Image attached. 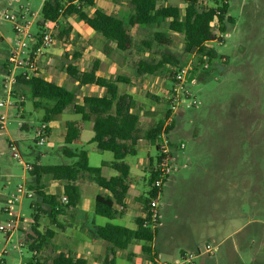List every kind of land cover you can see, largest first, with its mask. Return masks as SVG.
I'll return each mask as SVG.
<instances>
[{
    "label": "rangeland",
    "instance_id": "rangeland-1",
    "mask_svg": "<svg viewBox=\"0 0 264 264\" xmlns=\"http://www.w3.org/2000/svg\"><path fill=\"white\" fill-rule=\"evenodd\" d=\"M44 0H0V98L7 93L4 88L5 79H13L22 70L20 68L8 67L9 51L15 45L16 34L14 23L3 17L5 12H17L25 15L27 21H33L35 17H41V7ZM101 2V0H98ZM230 3L229 14L236 19L233 29L225 36L223 43L212 42L217 50L218 56L208 62V67H199L195 81L188 83L194 96L201 103L197 107L182 108L176 114L169 126L174 122L170 137L182 139L190 149L195 142L194 129L197 128L199 135L205 134L210 124H215L212 133L220 143L227 144L232 139L246 137V133L254 136L257 140V147L254 155L257 164L251 172V205L245 203V210L249 211L251 222L241 234L234 235L233 239L220 244L219 241L233 229L231 225H197L199 206L202 205L201 197L196 194L197 186L194 181L177 185L174 187L165 183L159 195V223H157V237L154 244L159 252L160 261H167L170 264H181V248L188 247L189 250L198 251L203 248L207 241L216 244L214 255H200L195 258V264H264V0H228ZM119 3L120 14L130 10L129 0L124 5L122 0H112ZM159 5L174 3L184 11V0H158ZM204 6H214L211 0H203ZM100 7V4L97 5ZM89 13L93 7H88ZM68 22L72 30L67 37H56L53 45L48 47L45 54L49 56L57 53L53 63L47 69L56 74L55 78L59 83L68 89L76 92V100L83 95L99 94V87L92 89L93 85L78 86L64 71L63 67L74 61V54L81 52L76 59L81 69L90 68L92 61L106 55L107 61L100 64L101 70L106 76L124 74L135 79L137 92V111L141 113L142 131L155 125L161 118L170 114L168 111L167 89L172 86L170 72L173 66L166 64L162 69L153 75L136 76L134 68L130 64V56L115 49L106 48L104 38L97 32L90 29L77 16H69ZM214 25L211 32L214 34ZM68 27V26H67ZM62 28V27H61ZM213 28V29H212ZM161 29L168 32L172 43L170 49L176 52L183 61V64L191 59L197 63V55L184 52V35L179 32L169 31L166 24L151 27L149 30ZM32 32L38 31V25L32 24ZM136 38L148 35L150 31L135 28ZM89 46L94 51L86 50ZM9 72L11 73L10 75ZM199 73V74H198ZM140 78V79H138ZM122 91H130L128 83H120ZM24 84L12 86L13 98L6 106H0V225L7 226L8 222L17 217L16 224H13L11 234L0 229V254L5 253L4 261L0 264H26L31 259L33 251L28 247L26 235L31 232V221L33 209L30 207L31 198L23 197L20 201L14 202L11 212L7 213L5 207L11 206L7 201L15 190L18 182L29 183L31 175L26 167L27 163L35 162L38 156H44L46 163H72L76 158L64 155L60 138L59 121L72 119L80 120V115L71 114L70 107L61 114L52 115V135L45 144H38L35 141L36 128L41 124L46 106L51 102L41 100V105L35 104V99ZM158 96V98L154 97ZM154 106V109L152 108ZM5 116L2 119V116ZM58 121V122H57ZM84 129L81 132L80 140L82 145H72L74 148H84L90 151V164L100 165L101 153H95V143L90 139L94 130L90 122H84ZM247 129V131H246ZM50 137V136H49ZM246 139V138H245ZM15 142L21 158L12 154L10 143ZM151 145L150 153L129 154L126 161L133 166L132 182L141 194H147L150 186L151 172L149 168H143V164L137 169L139 157L148 159V155L154 165L157 164L158 150L155 142L144 141ZM245 142V141H244ZM247 143V142H245ZM186 149V150H187ZM180 152V151H178ZM50 153V157L48 154ZM104 160H112L113 153L102 151ZM181 161H175L172 175L176 176L181 170ZM115 170H112V172ZM139 173V174H138ZM7 174L14 176V181L7 184ZM51 178V176H50ZM97 186V185H95ZM217 196L216 198H218ZM249 205V208H248ZM70 220L68 213L66 225ZM14 223V222H13ZM115 223H118L115 221ZM46 226L54 227L47 215L42 218L41 230ZM92 227V223H89ZM70 228L67 229V233ZM244 236V241H242ZM240 240V245L233 247V240ZM25 240L24 245H20ZM70 244V238H67ZM199 245V246H196ZM121 252H129L130 249H119ZM234 250H237L234 251ZM56 253L51 247L41 252L42 257L52 256ZM239 255L241 262L238 261ZM117 264H131L120 257L116 258Z\"/></svg>",
    "mask_w": 264,
    "mask_h": 264
},
{
    "label": "trees",
    "instance_id": "trees-1",
    "mask_svg": "<svg viewBox=\"0 0 264 264\" xmlns=\"http://www.w3.org/2000/svg\"><path fill=\"white\" fill-rule=\"evenodd\" d=\"M184 11L179 5L165 3L159 5L158 0H129L130 10L124 14L111 13L96 8L92 14L88 7L96 5L95 0H44L41 7V16L49 20H59L55 35L64 38L72 30L68 22L69 16H77L93 31L104 38L106 48L115 49L130 56V64L136 76L153 75L166 64L173 66L170 77L183 65L180 56L170 49L171 36L167 31L151 27L162 26L164 23L169 31L179 32L184 35V52L197 54L196 67L207 58L209 61L217 58L215 47H208L205 43L213 34L211 26L219 24V29L229 33L236 23V19L229 14L230 3L228 0H211L214 6H204L203 0H184ZM68 26V27H67ZM62 27V28H61ZM41 28L38 24V29ZM135 28L150 31L148 35L136 38ZM81 52L74 54V61L67 63L63 69L78 86L96 85L105 89L103 95L88 94L82 97L81 102L76 100V92L53 80H49L39 73H19L16 84H24L35 99L37 106L41 100L51 102L47 105L42 121L47 122L52 115L61 114L68 107H73L75 113L80 115V121L92 122L94 135L90 142L95 143L99 151H110L114 159L112 166L118 174L105 176L102 166H92L88 160V152L84 148H74L72 143L79 139L81 125L79 120H67L63 153L70 158H76L72 163H41L37 158L29 170L31 179L28 186L34 190L35 195L30 207L33 209L31 232L26 235L28 247L33 255L26 264H86L87 260L77 257L68 251H58L52 256H41L44 248L54 246L51 238L57 229H62L64 223L59 220V215L74 207L80 200L79 186L76 181L80 177H87L90 181L107 189L110 193H99L96 196L95 212L108 218H113L120 213L115 204L125 206L124 199L129 188L130 165L126 162L129 154H135L140 138L149 141L158 140L163 128L165 118L158 120L154 126L142 134L141 116L135 111L137 100L134 95L122 91L120 83H128L131 78L124 74L102 76L98 74L101 61L95 58L90 68L81 69L78 59ZM7 71L9 62L6 63ZM39 72V71H38ZM199 74V73H198ZM176 120V119H175ZM174 122L168 126L172 130ZM49 136L52 127L48 126ZM172 140V139H171ZM36 141V140H35ZM157 154V163H158ZM157 165V164H156ZM156 165L151 164V180L156 176ZM45 176L64 182L62 195L68 198L67 203L61 202V197L46 190ZM150 186V187H151ZM150 188L145 199L146 214L136 218V228L107 223L95 225L90 228V234L102 238L110 243L104 256V263L114 264L118 249H126L133 241H141L143 254L156 263L157 253L152 246L157 233V226L152 227L150 217V200L154 195ZM45 214L49 217L54 227L41 230L40 219Z\"/></svg>",
    "mask_w": 264,
    "mask_h": 264
},
{
    "label": "crops",
    "instance_id": "crops-1",
    "mask_svg": "<svg viewBox=\"0 0 264 264\" xmlns=\"http://www.w3.org/2000/svg\"><path fill=\"white\" fill-rule=\"evenodd\" d=\"M126 1L128 0H122V3L125 5ZM95 2L96 5L93 7V12L96 8H99L107 12L120 14L119 3H113L112 0H101V2L95 0ZM98 3L100 4V7L97 6ZM86 50L92 52L95 50V48L91 49L89 46H87ZM58 52L59 51L50 56L48 54H45L42 57V67L40 69L43 77L49 80H53L57 83H59L58 81L60 80H57V78H55L56 74L49 71L47 67L48 65L53 63L54 59H56ZM97 58L100 59L101 63L107 61V57L106 55H104V53H102V55ZM98 74L102 76L106 75V73H104L101 68L98 70ZM74 82L75 84L78 83V81ZM128 84H130L131 87L128 88V90L130 91L127 92L134 95L137 100V92L139 90V87L136 86L135 79L131 78ZM82 88H84V86H82ZM97 88L98 86L93 85L92 89ZM97 93H99L98 95H103L105 93V89L99 87V92ZM82 97L77 102H81ZM154 97L158 98V96ZM152 108L154 109V106ZM136 109L135 111L138 112L141 116V113ZM70 113H75L73 107H70ZM75 114L77 115V113ZM59 123L60 138L64 143L66 121H59ZM83 123L84 122L80 121L81 132L84 129ZM90 123L91 127L93 128L92 122ZM49 125L52 127V119L49 121ZM214 125L215 124H210V128H206L204 136L199 135L197 132V128H195L193 132L195 136V142L190 149H187L186 143L185 146L182 147L181 143L184 141L182 139H176L172 135L173 153L175 156L174 163L176 160L178 162L181 161L182 163L180 165V169L184 168L185 170H181V172L176 174V176L170 174L165 180L164 185L165 183L169 182V184H171V186L175 188V186H177L178 184L182 185L184 183L194 181L195 185L197 186L196 194L198 195V199L201 197L202 203V205L199 206L198 210L199 215L196 220L197 225L200 226L207 224L214 225L220 223H227V225H231L233 227V229L230 230L219 241L220 244H223L225 241L233 239L234 235L241 234L247 227V225L251 222L249 211L245 210V203L247 202L249 205H251V172L257 164V159L254 155V149L252 148L257 147V140L256 138H254V136L249 134V132L251 131V129L249 128V131L246 133V139L243 136L241 139H232L230 141H227V144H222L220 143V140L214 138L213 134L210 133L216 129L214 128ZM51 135L52 130L50 133L49 140L51 139ZM145 140L147 139L140 138L137 144V151L135 154H140L143 152H146L147 154L150 153L151 145L148 146L144 142ZM147 141L154 142L149 140ZM244 141L247 143H245ZM72 145H82L80 137L79 139L75 140ZM155 145L157 148L156 142ZM86 150L88 152V160L90 163V151L88 149ZM94 151L95 153H101L102 157L104 156V154H102V151L96 149V146H94ZM149 156L150 155H148V159L145 157H139L137 169H139V166L143 164L144 169L148 167L149 170H151V164L153 163ZM48 157H50V153L48 154ZM102 157L100 159L102 173L105 176H112L118 174V171L112 166L114 156L112 160H104L102 159ZM37 158L40 159L41 163H46L44 156L41 155ZM127 163L130 165V176L128 192L124 199L125 206L122 207L117 203L115 204L120 213L113 218H108L96 214V196L99 193L110 192L107 189L99 186L95 182L90 181L87 177H80L76 181V184L79 186L80 200L76 206L68 208L66 212L59 215L58 218L61 222L64 223V227L55 231L54 236L51 238V243L54 244V246L49 247H51L53 250H56V252L61 250H70V252L76 254L77 257L85 258L87 260L86 264H106L103 262L101 257L104 256L110 243L103 240L102 238L92 236L90 234L91 227L89 226V223H92V227L95 225H105L107 223H113L123 225L129 228H136V218L144 216L147 211V208L145 206V199L146 196H148L150 188L148 189L147 194H141L138 192L132 182L133 166L129 162ZM112 170H115V172H112ZM44 181L46 183V190L48 192L56 194L59 197L62 195L64 191V182L56 180L52 177L50 178V176H45ZM217 196L219 197L216 198ZM68 213H70V220L66 225L65 222L67 220ZM44 215L45 214H43L40 219L41 227L42 218ZM115 221H117L118 223H115ZM68 228H70L69 233H67ZM67 238H70V244H67ZM244 239V236H242V241H244ZM154 241L151 244L157 253L155 264H170L167 261H160L158 257L159 252L156 248V245L154 244ZM233 241L234 242L232 245L236 249V247L240 245V240L235 239ZM142 245L143 242L141 241H133L126 248L130 249V251L121 252L118 249L116 252V258L120 257L122 261L127 260L131 264H153L152 261L143 254ZM45 249L46 248H44L43 250ZM185 250H188V247L181 248L180 254H182ZM234 251L237 252V250ZM116 258L114 264H117ZM238 258V261L241 262L240 255Z\"/></svg>",
    "mask_w": 264,
    "mask_h": 264
},
{
    "label": "built area",
    "instance_id": "built-area-1",
    "mask_svg": "<svg viewBox=\"0 0 264 264\" xmlns=\"http://www.w3.org/2000/svg\"><path fill=\"white\" fill-rule=\"evenodd\" d=\"M3 17L11 20L14 23V30L16 34L15 45L10 49L8 62L9 66L15 68H20L21 73L26 71L29 74L32 73H41L42 67V57L45 55L48 47L54 44L56 41L55 31L59 26V20H49L41 17H35L33 21H27L25 15L17 12H5ZM32 24H40V27L37 32L31 31ZM214 34L213 36L206 41L208 47H214L212 42L216 41L218 43H223L225 36L228 34L219 29V24H214ZM213 29V28H212ZM194 55H197L194 53ZM209 60L206 58L205 62L200 66L202 68L208 67ZM197 67L193 59L190 58L188 62L183 64L181 67L176 69L170 81L172 86L167 89V101H168V111L170 114L167 116L166 121L164 122L163 128L158 137L157 150H158V163L156 165V176L152 181L151 189L154 190V195L150 200V217H151V226H157L159 223V195L163 189L165 180L174 170V153L173 145L170 137V131L168 130L169 124L174 119V114L180 111L182 108L197 107L201 101L196 98L192 90L188 87V83L195 81L197 78L195 74L197 72ZM39 71V72H38ZM11 73L9 72L8 75ZM17 76V74H16ZM16 76L13 79L4 80V88L7 89L6 95L0 98V106H6L10 103V100L13 98L12 86L14 81H16ZM2 119L5 118L3 115ZM48 123L42 121L41 124L36 128L35 140L38 144H45L49 141V130ZM181 146L184 147L185 143L182 142ZM12 148L13 156L21 158V154L17 149L15 142L10 143ZM26 167L28 170L33 168L32 163H27ZM7 184H10L14 181V176L12 174H7L5 178ZM35 192L31 189L26 182H18L15 185V190L11 193V196L8 198V202L11 206L5 207L7 213L11 212V207L14 202L20 201L23 197L33 199ZM62 203H67L68 198L66 195L61 197ZM14 222V223H13ZM17 217L8 222L7 226L0 225V229L5 230L11 234L13 224H16ZM25 240H21L20 245H24ZM216 251V244L213 242L207 241L203 248H199L198 251L185 250L181 254V264H195V258L200 255H214ZM7 250H3L0 254V261H4V255Z\"/></svg>",
    "mask_w": 264,
    "mask_h": 264
}]
</instances>
